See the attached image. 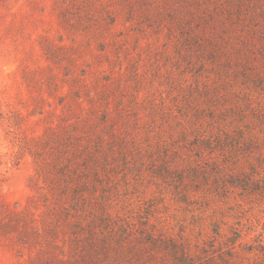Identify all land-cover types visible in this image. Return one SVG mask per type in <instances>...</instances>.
Wrapping results in <instances>:
<instances>
[{"label":"rangeland","instance_id":"374dc122","mask_svg":"<svg viewBox=\"0 0 264 264\" xmlns=\"http://www.w3.org/2000/svg\"><path fill=\"white\" fill-rule=\"evenodd\" d=\"M103 141L72 207L52 182ZM263 189L264 0H0V264H71L62 221L103 211L113 264H174L170 237L264 264Z\"/></svg>","mask_w":264,"mask_h":264},{"label":"trees","instance_id":"16d2710c","mask_svg":"<svg viewBox=\"0 0 264 264\" xmlns=\"http://www.w3.org/2000/svg\"><path fill=\"white\" fill-rule=\"evenodd\" d=\"M100 140L102 142L103 139H100ZM79 143H81V141H79ZM102 145H104V141L102 144H99L98 145L99 147H96V149L93 151L88 150L87 147L78 148L81 146L80 144H78V147H73L76 149L72 151L71 153L72 155L70 156V161L73 162L74 169L77 166H81V165L85 166L84 169L80 172L82 174L79 173L76 178L72 176L73 179L69 180L71 182L66 180L67 183L64 186H61V182L59 183L52 182L56 184L57 186L56 191L58 192L59 195H63V194L67 195L68 190L72 189L71 200H70L71 204H69L70 206L75 207L73 205H77L80 203L84 205V203H86L88 199V197L86 196V193H89L93 196L95 195V192L97 190V189L95 190V188H97V184H96L97 181L95 180L94 177L98 176L99 167L105 168L103 166V163L101 162L100 156L95 154V152L102 153L101 151L103 148L101 147ZM224 145L226 146L227 144H224ZM204 148L206 147H203V150ZM201 150L202 149H200V151ZM79 158L81 159L83 158L81 163H77L78 160H80ZM105 160H107V158ZM202 162L204 163L206 162L205 156H202L199 158V162L196 163L195 168L198 169V167L201 165ZM66 167L67 165L62 164L60 168L62 169V174H64ZM74 169L72 168L70 171L74 172ZM43 170H42V173H43ZM241 173H243V171ZM81 176L86 177V179L83 181H79L78 177H81ZM244 181L245 180H243V182ZM233 184L235 186L240 185L241 187L248 188L247 182L237 183V184L233 183ZM58 189L60 191H58ZM257 189H259V187H257ZM93 198H90V200H92ZM95 198H97V196H95ZM94 200H96L97 202V199H94ZM52 202L54 205L53 209L56 212V216H59L57 220L61 221L60 217L62 213L63 214L65 213L64 211L66 209L65 202L63 201V198H56ZM90 203L91 201L89 202V205H91ZM102 205L105 207L106 200L103 202ZM91 208H93V205ZM103 213L107 215L100 218L102 222L99 223L97 221V217H92L90 221L86 224L88 228L84 227L82 223H80V228H78L77 225L72 223V220L70 219H66V221L63 220L62 224L66 223V226H68L70 231H68L67 229L64 230V228L61 229V231L64 234V237H61V234H59L58 231L56 232L53 231L52 238L54 237L58 238L60 236L63 242L65 243L64 245H60V242L59 243L55 242V246L62 248V249L69 248V247H72V248L75 247V248L72 250V252L70 250L62 251L64 252L63 255H61V253H55L53 255V258L56 259L58 262H68V263L70 262L71 264H113L112 259L114 260L115 257L111 256V252L108 250V247L112 244L111 241L114 236L113 233H114L115 228L114 226H112V222L110 220L109 214L106 213L105 211H103ZM100 230H102V234H103L102 236L99 235ZM129 233L130 231L129 232L126 231V235H129ZM66 238H69V241L71 242L69 244V247H67L66 245V242L68 241V239ZM124 240L126 239H122L121 242H123ZM236 240L234 241V244H236ZM169 241L170 243H168V241H165V249H166V244H171L170 246H172V251H169V253L174 258V264H220V262L218 261L219 258H221L223 261L229 264V260L225 259L223 255H221V252L219 253V258L216 255H214L215 252H213V255H209L207 259H204V258L198 257L197 255L193 254L189 247H187L184 244L178 243L176 239L170 237ZM118 242L120 243V241ZM119 257H120V254H119Z\"/></svg>","mask_w":264,"mask_h":264}]
</instances>
